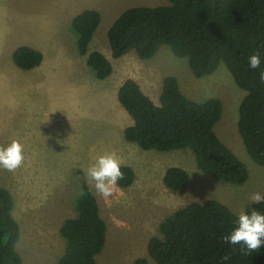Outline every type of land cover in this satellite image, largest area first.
Returning <instances> with one entry per match:
<instances>
[{
  "label": "rangeland",
  "instance_id": "rangeland-1",
  "mask_svg": "<svg viewBox=\"0 0 264 264\" xmlns=\"http://www.w3.org/2000/svg\"><path fill=\"white\" fill-rule=\"evenodd\" d=\"M164 4L167 0H63V10L72 14L63 20L64 29L49 25L44 29L47 51L41 66L32 72L18 69L6 50H0V146L16 139L25 155L24 165L15 172L0 167V188L10 191L14 200V217L22 230L18 250L24 264H59L65 248L61 226L76 216L78 172L97 197L108 225L106 248L97 264H156L148 255V244L159 236L168 216L208 200H217L239 215L252 208L253 193L264 194V166L250 158L238 131L246 92L224 64L214 74L196 78L188 60L176 57L169 47L149 60H141L134 52L112 58L107 33L117 18L132 7ZM41 7L51 10L59 4L57 0H0V45H23L27 35L37 41L33 31L23 24L14 27L7 16ZM90 9L100 12L102 19L89 53L100 51L114 67L106 80L97 79L88 68V55L79 54L77 35L69 23L74 14ZM52 33L57 41L53 44ZM52 45H57L56 54H51ZM168 76L177 78L183 94L197 102L221 100L222 118L215 130L247 166L245 184L233 185L203 174L189 151H144L124 139L132 120L118 101L119 88L134 79L158 103ZM105 152H115L121 167H130L135 174L131 186L118 183L119 191L107 200L96 194L86 176L87 167ZM171 167L190 175L191 182L182 192L165 187L164 177Z\"/></svg>",
  "mask_w": 264,
  "mask_h": 264
},
{
  "label": "trees",
  "instance_id": "trees-1",
  "mask_svg": "<svg viewBox=\"0 0 264 264\" xmlns=\"http://www.w3.org/2000/svg\"><path fill=\"white\" fill-rule=\"evenodd\" d=\"M101 19L97 10H85L73 18L71 30L77 35L79 54L88 55V68L97 79L106 80L114 72L112 62L100 51L89 53ZM107 37L116 60L131 52L149 60L169 47L176 57L188 60L196 78L210 76L224 64L246 92L239 108V134L250 158L264 166V82L260 79L264 0H167L161 6L132 7L117 18ZM255 53L262 63L252 70L248 58ZM12 58L26 71L44 61L43 53L29 46L19 47ZM117 98L132 120L124 130L127 142L144 151H189L203 174L233 185L248 181L247 166L216 133L223 112L221 100L197 102L187 97L174 76L163 80L158 103L134 79L124 82ZM121 171L124 179L119 185L131 186L133 170L122 166ZM77 175L76 216L61 226L65 248L59 264H97L106 248L108 225L83 173ZM190 182V175L179 167L169 168L164 177L165 187L175 193L184 191ZM14 207L10 191L0 188V264H24L18 250L22 230ZM253 209L264 214V202L254 203L246 212ZM238 217L217 200L189 204L163 220L159 236L149 241L148 255L156 264H264V247L248 252L242 243L223 241L238 226ZM224 256L229 259L223 260Z\"/></svg>",
  "mask_w": 264,
  "mask_h": 264
},
{
  "label": "clouds",
  "instance_id": "clouds-1",
  "mask_svg": "<svg viewBox=\"0 0 264 264\" xmlns=\"http://www.w3.org/2000/svg\"><path fill=\"white\" fill-rule=\"evenodd\" d=\"M261 63L259 53L252 54L248 58L249 68L252 70L259 69ZM260 79L264 82V71H261ZM24 163V146L18 140L13 139L6 147L0 146V167L15 172ZM86 176L96 194L107 200L119 191L118 182L124 179L121 159L115 152H105L87 167ZM249 199L254 203L264 202V195L256 192ZM222 239L231 245L242 243L248 252L258 251L264 247V214L256 209L251 210L250 213L241 211L238 226ZM222 259L227 261L229 257L224 256Z\"/></svg>",
  "mask_w": 264,
  "mask_h": 264
},
{
  "label": "crops",
  "instance_id": "crops-1",
  "mask_svg": "<svg viewBox=\"0 0 264 264\" xmlns=\"http://www.w3.org/2000/svg\"><path fill=\"white\" fill-rule=\"evenodd\" d=\"M57 1L59 4V7H56L55 9L48 10V9H44L41 7V8H34L33 11L23 10L25 12V14L24 13H18V15L16 17L13 14H12V16H10L8 14L7 17L9 19V21H11L14 24V27H16L18 24H23V26L26 28V30L33 31L32 34L34 36H36L37 41H32L30 39V37L27 35L26 36V42H24L23 45H18L15 47H11L10 45L3 47L0 45V50L5 49L7 56L8 57L11 56V58L13 57L14 52L21 46H29V47H32L34 49L41 51L43 53V55L46 54L47 50H44V49L46 47V44H47L46 39L48 37H47L46 33L44 32V29L48 25L51 26V29H53L55 27L54 30L64 29L65 25L63 23V20L68 21L69 17L72 14L71 11L65 12L63 10V8H62L63 0H57ZM77 15L74 14L69 23H71L73 18ZM55 36H56L55 33H52L51 42H50L51 44L57 42ZM57 52H58L57 45L56 46L52 45L51 54H56ZM61 53H62V49H61ZM44 59H45V55H44ZM12 60H13V58H12ZM14 68L15 67H13V69ZM18 69H20V68H18ZM14 70H16V68ZM38 70L41 71V69H38ZM24 71H26V70H24ZM29 71H31V70H29ZM31 72L24 73V74H30Z\"/></svg>",
  "mask_w": 264,
  "mask_h": 264
}]
</instances>
